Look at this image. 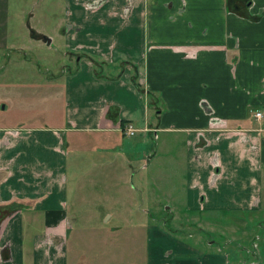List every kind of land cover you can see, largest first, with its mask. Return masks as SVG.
Segmentation results:
<instances>
[{
  "label": "crops",
  "instance_id": "1",
  "mask_svg": "<svg viewBox=\"0 0 264 264\" xmlns=\"http://www.w3.org/2000/svg\"><path fill=\"white\" fill-rule=\"evenodd\" d=\"M66 4L57 37L71 66L42 79L59 110L42 113L51 122L28 114L26 124H0V264H162L169 256L150 250L151 219L138 203L129 205V219L108 214L99 224L82 221L76 213L84 200L67 182L71 165L72 180L83 166L86 183L128 171L140 178L150 156L140 165L144 155L129 157L123 142L159 132L183 136L185 209L218 214L242 227L251 244L233 253L179 246L169 263L264 264V0ZM5 5L0 0V75L14 48L2 25ZM28 29L29 42L49 47L52 38ZM32 100L25 97L22 106ZM254 111L263 118L255 120ZM108 190L86 189V201L116 213L121 197L139 194ZM124 223L132 237H125ZM133 242L138 247L124 245Z\"/></svg>",
  "mask_w": 264,
  "mask_h": 264
},
{
  "label": "rangeland",
  "instance_id": "2",
  "mask_svg": "<svg viewBox=\"0 0 264 264\" xmlns=\"http://www.w3.org/2000/svg\"><path fill=\"white\" fill-rule=\"evenodd\" d=\"M5 1V21L2 25L8 31L10 30L9 38L12 40L14 48L6 51L8 63L3 75H0V109L2 105H5V109L0 111L2 113L0 124H26V121H30L27 120L28 114L42 117L43 121L51 122L50 118L45 117L42 113L57 112L59 107L46 98V93L51 92V88L50 85L44 84L42 79L58 76L59 74L62 76V74L69 72L68 67L71 66L68 57L70 52L63 48L62 38L57 37L58 32H62L65 28V18L68 11L66 0ZM28 26L43 33L46 39L52 38L49 47L40 43L29 42ZM56 46L58 52L54 51ZM16 48H22L24 51L19 53L14 50ZM24 54L25 57L23 58ZM42 84L44 86L41 87ZM9 86H11V91L7 90ZM25 97H33L34 99L28 107L22 106ZM150 100L154 102L152 98ZM155 104L163 112H166L165 108L160 106L159 101ZM23 109H25L24 113L22 112ZM19 110L22 115H16ZM34 116H32L33 119ZM38 123H41V121H38ZM144 142L146 146L143 144ZM182 142V134L174 132H159L156 134V138L152 135L145 138L142 136L139 139V135H137L130 140H124L123 150L130 147L127 154L129 157L137 156V153H141V156L144 155V158H141L143 162H139L140 165L148 162L147 158L150 156L146 169L140 171L141 176L138 179L136 175L134 177L128 171L126 174H113L116 177L114 179L112 175L107 174L109 178L106 177L101 183L94 180L91 183H86L83 166H78L81 169L76 170V179L72 180L74 175L72 174L71 165L67 172L68 187L77 190L81 199L84 200L81 204L82 209L76 213L78 219L82 221L90 220L94 223L98 222V224L103 217L104 219L107 218L108 214L112 216V219L116 216L121 220L123 218L129 219V205L138 203V207L146 210L145 215L151 219L148 240L150 250L156 252L159 250L166 257L169 256L168 259H163L162 264H170L169 261L177 257L179 246L188 247L202 253L215 252V248L230 250L232 253L234 252L233 247H247L251 250V244L247 240L248 236H246L247 232H244L242 227H234L226 219H216L218 214L205 213L204 215L185 209L183 202L184 188H182L184 184L185 149ZM131 143H136V145H131ZM145 154L147 157H145ZM78 171L81 174H78ZM99 187L109 189V192L115 189L136 188L139 190V194L137 193L135 196V193L131 192L129 195L121 197L124 203L120 211L102 213L99 210H94L93 206L89 205L86 199L90 197L84 194L86 189L96 191ZM141 213L138 212V214ZM238 223L240 222L236 224ZM111 224L112 220L110 221ZM130 226V223H124L123 231L127 233L125 237H132L130 233L133 230L127 228ZM253 230L254 232L258 231V228L253 226ZM227 240L231 242V245L226 244ZM243 241L244 244L241 243ZM124 245L131 248L133 246L138 247V244L134 242L125 243Z\"/></svg>",
  "mask_w": 264,
  "mask_h": 264
},
{
  "label": "built area",
  "instance_id": "3",
  "mask_svg": "<svg viewBox=\"0 0 264 264\" xmlns=\"http://www.w3.org/2000/svg\"><path fill=\"white\" fill-rule=\"evenodd\" d=\"M252 117H253L255 120H260V119L263 118V113L258 112V111H254V112L252 113ZM124 131H125L126 135H128V136H132V135H133V130H131L130 127H127V128L125 127Z\"/></svg>",
  "mask_w": 264,
  "mask_h": 264
},
{
  "label": "trees",
  "instance_id": "4",
  "mask_svg": "<svg viewBox=\"0 0 264 264\" xmlns=\"http://www.w3.org/2000/svg\"><path fill=\"white\" fill-rule=\"evenodd\" d=\"M124 125V123H121V126H123Z\"/></svg>",
  "mask_w": 264,
  "mask_h": 264
}]
</instances>
